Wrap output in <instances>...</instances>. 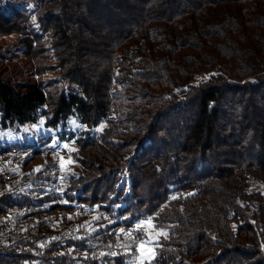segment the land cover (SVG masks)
<instances>
[{
	"label": "trees",
	"instance_id": "trees-1",
	"mask_svg": "<svg viewBox=\"0 0 264 264\" xmlns=\"http://www.w3.org/2000/svg\"><path fill=\"white\" fill-rule=\"evenodd\" d=\"M9 36L2 127L75 149L58 190L50 138L0 172V264L136 263L142 220L143 264H264V0H0Z\"/></svg>",
	"mask_w": 264,
	"mask_h": 264
},
{
	"label": "rangeland",
	"instance_id": "rangeland-1",
	"mask_svg": "<svg viewBox=\"0 0 264 264\" xmlns=\"http://www.w3.org/2000/svg\"><path fill=\"white\" fill-rule=\"evenodd\" d=\"M34 24V23H33ZM35 27V24L33 25ZM50 51V48L47 47ZM21 48L16 46L12 36L0 37V69L11 70L17 66L18 60L16 57L20 53ZM47 78L57 79L59 83L58 86H65L63 83L59 82V78L55 76H47ZM2 115L0 114V147L6 146H27L31 143H38L39 138H43L45 141L50 138V145L56 149L61 154V169L62 175L61 179L65 178V170L63 166H68L71 168L72 159L71 152L75 149L74 143L65 142L57 144V131L47 126L45 117H41L37 122L25 125H15L13 127H2L1 124ZM130 187V177L126 170L122 171L120 175V180L118 182L119 188ZM249 191H259L264 194V183L251 181ZM135 230L142 233L141 238L138 239L135 245L136 251V263L143 264L144 262L151 261L154 258V246L161 235L153 229V225L150 220L139 221L135 225Z\"/></svg>",
	"mask_w": 264,
	"mask_h": 264
},
{
	"label": "built area",
	"instance_id": "built-area-1",
	"mask_svg": "<svg viewBox=\"0 0 264 264\" xmlns=\"http://www.w3.org/2000/svg\"><path fill=\"white\" fill-rule=\"evenodd\" d=\"M51 148L50 145H46L43 149ZM37 151L35 147H22V146H6L0 147V172L3 173L5 179L11 180L12 185L14 188H21L24 186L23 180V170H22V159L27 154H33ZM53 158L57 161L58 165L56 168L57 177L54 181V188L58 190L61 186L64 185V181L61 179L62 169H61V154L56 148H52ZM129 187L127 186L126 192L128 191ZM3 191H0V195H2ZM11 228V227H9ZM16 231V229L14 228ZM13 231L12 233H14ZM7 234L0 231V239L6 237ZM52 239L61 238V234L58 232H53L50 235ZM89 237L87 233L84 232H76L74 230H70L66 233L65 237L67 239L73 237ZM90 238V237H89ZM131 252V250H128ZM132 264H135L133 262Z\"/></svg>",
	"mask_w": 264,
	"mask_h": 264
}]
</instances>
